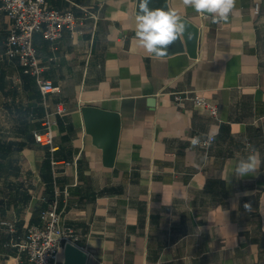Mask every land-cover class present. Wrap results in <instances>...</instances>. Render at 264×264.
Wrapping results in <instances>:
<instances>
[{
    "label": "crops",
    "instance_id": "obj_1",
    "mask_svg": "<svg viewBox=\"0 0 264 264\" xmlns=\"http://www.w3.org/2000/svg\"><path fill=\"white\" fill-rule=\"evenodd\" d=\"M47 2L98 19L55 44L34 36L43 77L58 89L44 99L18 59L1 57L13 23L0 4V223L16 226L10 233L0 224V264H29L13 242L53 201L79 233L86 264H264V164L253 176H232L247 145L264 160V0H236L219 24L169 0L199 38L194 58L162 59L134 42L132 0ZM185 91L216 103L218 119L191 103L176 107L173 93ZM58 104L66 112L53 116L49 149L34 137ZM87 105L121 116L112 168L84 131ZM209 135L215 142L206 156L193 139ZM48 157L57 174L50 188Z\"/></svg>",
    "mask_w": 264,
    "mask_h": 264
},
{
    "label": "built area",
    "instance_id": "obj_2",
    "mask_svg": "<svg viewBox=\"0 0 264 264\" xmlns=\"http://www.w3.org/2000/svg\"><path fill=\"white\" fill-rule=\"evenodd\" d=\"M1 9L13 23V31L9 35L5 51L1 57L18 59L23 73L35 79L42 97L57 92L52 81L43 77L44 68L34 46V36L40 34L45 41L51 44L58 42L64 31L72 36L78 33L87 18L97 21L98 15L92 11H84V16L78 18L70 10L52 8L47 0H0ZM260 5L256 3L253 13L257 16ZM187 103L206 109L214 119H218L219 107L216 103L199 95L195 91L173 93V104L182 108ZM64 106L58 104L52 111L46 113L42 123V131L35 134L37 144L53 149L54 115L65 114ZM215 137L209 135L204 138L195 137L193 145L204 155H208ZM52 172L56 176V163L52 162ZM39 223L29 225L23 237L13 242L19 253L23 254L29 264H58L59 256L67 244L77 246L80 241L79 233L62 222V212L58 210L57 201L49 203L39 215ZM10 233L16 232L14 222L0 223Z\"/></svg>",
    "mask_w": 264,
    "mask_h": 264
},
{
    "label": "clouds",
    "instance_id": "obj_3",
    "mask_svg": "<svg viewBox=\"0 0 264 264\" xmlns=\"http://www.w3.org/2000/svg\"><path fill=\"white\" fill-rule=\"evenodd\" d=\"M183 4L198 14L211 16L212 22L219 24L229 20L236 0H183ZM148 5L149 0H139L133 39L148 56L162 59L169 55V46L184 40L187 25L176 10H151ZM187 35L190 39V33ZM245 151L246 154H239L235 161L232 176L237 179L255 175L264 164L259 150L254 146L247 145ZM244 207L250 210L249 204Z\"/></svg>",
    "mask_w": 264,
    "mask_h": 264
},
{
    "label": "water",
    "instance_id": "obj_4",
    "mask_svg": "<svg viewBox=\"0 0 264 264\" xmlns=\"http://www.w3.org/2000/svg\"><path fill=\"white\" fill-rule=\"evenodd\" d=\"M135 3V14L139 10V0ZM151 10H169V0H149ZM187 25V32L182 42H174L168 48L169 55L187 52L192 58L196 56L199 29L191 21L182 17ZM190 33L191 38H188ZM153 104V100L149 101ZM85 133L91 137L92 144L102 151L103 165L112 168L115 164L121 131V116L118 112L87 105L80 109ZM64 264H86L87 255L78 247L67 244L64 248Z\"/></svg>",
    "mask_w": 264,
    "mask_h": 264
},
{
    "label": "trees",
    "instance_id": "obj_5",
    "mask_svg": "<svg viewBox=\"0 0 264 264\" xmlns=\"http://www.w3.org/2000/svg\"><path fill=\"white\" fill-rule=\"evenodd\" d=\"M34 141H35V137H34ZM36 142V141H35ZM45 165H46V168L48 169V173H49V177H45L44 179H45V183H46V185L50 188V186L52 185V183H53V179H52V177H53V172H52V160H51V158L50 157H48L47 158V161L45 162ZM50 200V199H49ZM47 202H48V200H47ZM49 203V202H48ZM48 206V205H47ZM45 209H46V207H45ZM43 210V209H42Z\"/></svg>",
    "mask_w": 264,
    "mask_h": 264
}]
</instances>
